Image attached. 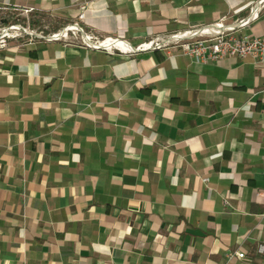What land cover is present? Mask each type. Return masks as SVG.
<instances>
[{"label":"crops","instance_id":"crops-1","mask_svg":"<svg viewBox=\"0 0 264 264\" xmlns=\"http://www.w3.org/2000/svg\"><path fill=\"white\" fill-rule=\"evenodd\" d=\"M257 1L0 0V28L32 14L136 47ZM258 9L240 32L264 34ZM5 37L0 264H264L263 66Z\"/></svg>","mask_w":264,"mask_h":264},{"label":"built area","instance_id":"built-area-1","mask_svg":"<svg viewBox=\"0 0 264 264\" xmlns=\"http://www.w3.org/2000/svg\"><path fill=\"white\" fill-rule=\"evenodd\" d=\"M263 5L264 0H258L251 7L248 18L239 20L234 24L225 25L223 21H220L198 28L179 30L156 36L152 40L136 47L129 45L127 41L119 40L111 36L99 37L85 30L79 23L68 24L53 32L50 36H45L37 32L32 34V36L35 35L46 39L62 40L67 38L69 33L72 32L74 34L79 33L81 35V40L84 41L87 46L96 49H107L110 52H114L115 48H118L122 52H132L151 48H175L180 49L183 54L190 56L197 63H208L225 57H251L254 59L255 63L264 67V34L240 32V28L249 25L253 18L258 17L260 11L258 8ZM84 17L85 12L82 11L79 18L83 19ZM13 27L20 28L26 32L28 31L23 25L11 24L4 27V32L8 34V31L14 29ZM204 180L208 181V178H204ZM258 251L264 252V244L258 245ZM235 255L243 258L245 253L242 251H233L230 253V257H234Z\"/></svg>","mask_w":264,"mask_h":264},{"label":"rangeland","instance_id":"rangeland-1","mask_svg":"<svg viewBox=\"0 0 264 264\" xmlns=\"http://www.w3.org/2000/svg\"><path fill=\"white\" fill-rule=\"evenodd\" d=\"M9 21H11V22H9L10 25L11 24H20V25H23L24 27H26L28 29V31L26 32L20 28H14V29H11L10 31H8L7 32L8 34H6L4 32V27H5L4 26V27L0 28V35L1 34L7 35V37H5L3 39H11V38H13V39H16V38H18V39L19 38L20 39L21 38L31 39V37L33 38L32 34H34L35 32L42 33L45 36H50L53 34V32H55L51 25L46 26L47 23H50L49 18H47V17L44 18V22H43V24H41L42 26H40V28L38 27V25H36V26L32 25V22L37 21V18L35 16H32V14L28 15L24 19L21 16H17V17L14 16V19L12 20L10 18ZM37 29H39V30H37ZM78 36H81V35L78 33ZM1 39L2 38L0 37V44H6V43H3Z\"/></svg>","mask_w":264,"mask_h":264},{"label":"trees","instance_id":"trees-1","mask_svg":"<svg viewBox=\"0 0 264 264\" xmlns=\"http://www.w3.org/2000/svg\"><path fill=\"white\" fill-rule=\"evenodd\" d=\"M42 19L43 18H37V21H34V22H32V25H34V26H36V25H41L42 23H43V21H42ZM36 22V23H35ZM58 29L56 28V30L55 31H57Z\"/></svg>","mask_w":264,"mask_h":264},{"label":"bare ground","instance_id":"bare-ground-1","mask_svg":"<svg viewBox=\"0 0 264 264\" xmlns=\"http://www.w3.org/2000/svg\"><path fill=\"white\" fill-rule=\"evenodd\" d=\"M13 28H17V27H13ZM0 37H1V35H0Z\"/></svg>","mask_w":264,"mask_h":264}]
</instances>
